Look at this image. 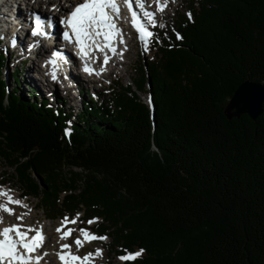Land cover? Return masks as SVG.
I'll use <instances>...</instances> for the list:
<instances>
[{"label": "trees", "instance_id": "1", "mask_svg": "<svg viewBox=\"0 0 264 264\" xmlns=\"http://www.w3.org/2000/svg\"><path fill=\"white\" fill-rule=\"evenodd\" d=\"M188 1L137 78L77 112L28 100L17 69L9 88L0 49V159L48 218L82 211L116 254L144 250L124 264H264V101L224 113L264 85V0Z\"/></svg>", "mask_w": 264, "mask_h": 264}, {"label": "rangeland", "instance_id": "2", "mask_svg": "<svg viewBox=\"0 0 264 264\" xmlns=\"http://www.w3.org/2000/svg\"><path fill=\"white\" fill-rule=\"evenodd\" d=\"M32 1L33 0H31L32 6L36 7V4H34ZM162 1H163L162 2L163 4L166 3V7H164V10L161 12L158 10L157 7L155 8V11H156L154 15L155 16L154 22H156L155 28L156 29L158 27H159L158 29L163 28V30L167 34H169L173 32L172 27L175 28L176 24L178 25L180 21V19L178 18V13L180 14L187 13L188 11L187 7L189 6V1L188 0H162ZM19 7H23V5L20 4ZM41 8H42L41 10H44L43 6H41ZM34 9L35 8H33L32 10ZM19 10H22V9H19ZM141 17H144L143 20L148 26L147 29L151 31L153 35L148 39L147 44H145L139 39V35L133 32L134 29L131 30L129 28L131 27V25L128 22L123 23L127 25L125 28L123 27L122 28L123 30L125 29V32L127 34L126 38L129 39L127 43L129 50L127 52L126 57L122 58L125 62L119 65L115 63L112 64V66H110V68L108 69V73L110 74L109 75L108 73L105 74L106 77L104 76V79L102 82H100L101 80L92 82L93 84L88 85V86L86 85V88H85L87 93H89V96L90 94H94L97 98H99L98 102H108L110 99V96L112 95V91L114 90V88L118 87L120 83L122 84L129 83L135 78H137L138 71L136 67H138V65L140 64L139 62H141L142 60H145V61L150 60V58L153 57L154 51H155V48H153V46L156 47L157 49V43L154 42V40L158 39L156 35L158 29L155 30V28L150 27V25H153V24L149 21V19L145 18L147 16H141ZM0 36H1V30H0ZM6 43L7 41L6 42L3 41L1 43L3 50H5ZM5 51H6L7 57L11 56L9 53V50L8 51L5 50ZM14 54L17 56V53H14ZM14 59L8 58L9 60L8 64L2 70L3 78L7 82L9 88H11L14 83L13 75L11 76V73L15 65L17 64V63H14V65L12 66L13 61H15ZM23 60H27L26 65L20 66L19 64H17L19 69H21V72L19 73H20V80H22V83L19 85V91L21 93H24L27 96L28 100H31L32 97L28 96V93L29 92L31 93V90L29 89L31 86H35L37 90H39L40 92L39 95L36 94L37 99L39 98L46 99L45 95H48L49 93L48 88L46 89L45 87H41L42 85H45V83L42 80L40 83V78L38 77V75H35L37 72V67H38L35 63H38V62L35 61L33 64L29 65L30 61L29 59H27L26 56L23 57ZM28 67H30L29 71L31 70L30 71V74H32L31 76L28 74L29 72L27 69ZM19 69L17 68L18 71H20ZM35 82H39L40 86L35 85L34 84ZM45 82H47V86L50 85L49 81L46 80ZM54 89H58L56 84H55ZM57 92H58L57 95L55 97H51V99L53 98L58 99L59 97H65V102H64L65 108L69 109L72 107V109H74L76 112L77 110L80 111V108H81L80 101L83 99L84 100L88 99L85 93H83V95H80V97H83V98L81 99L78 98L79 90H78V93L77 91L66 92L65 89H64L65 93L62 92V89L57 90ZM136 93L138 94V98L140 100L145 102L146 105L149 104V99L146 93V89L145 91H142V92L136 91ZM95 96H92V97H95ZM51 105L55 106V103L52 102ZM5 188L7 190H11L10 194L12 195L14 199L20 200L21 205H16V204L8 205L10 208L13 209L15 215H9L7 213L0 211V217L3 218L2 223L5 225H10V226L13 224L22 223L23 225L27 227H31L33 229H42L43 235L44 237H46L48 241L46 247L44 248V253H46V256H47L46 259H49L50 261L52 259L53 261L56 260V256H57L56 254L58 251L61 250L60 247L62 243L64 244L66 243L67 240H69L71 243L70 244L71 251L73 252V254H79L78 256L80 257H84L88 255L89 253L95 254L97 250L102 251V255H100V258L98 257L97 259L89 262L88 264H122L123 261L116 256L113 248L111 247L112 239L110 238V236L106 240L105 239L92 240L91 242L86 243V246L81 247L79 248V250H77V247L74 244V240L78 237L81 238L82 234L80 233L79 230L85 229L88 233L93 235L94 231L97 232L99 230V228L95 226V222L98 221L97 223H99L101 221V219H98V220L93 219V221L95 222L89 224L87 221L83 220L82 211H79V213H77L79 214V218L75 224L69 223L67 225V228L76 229V231H74L68 239H65L66 241L61 240L60 239L61 234L58 233L56 229L61 227V221L67 216L60 219L58 217H61L63 214L58 213V214H55L52 218H47L46 212L39 207L38 200L31 196L25 197V192L22 190L19 183L15 180L12 168H8L6 164L4 163V161L0 159V190H3ZM0 197L2 198V200H0V203H5L6 198L3 196H0ZM23 205H27V207H24ZM77 214H75L72 218L70 217H67V218H69V220H72L77 217ZM18 216H23V220L22 221L18 220L17 219ZM67 228L65 230H67Z\"/></svg>", "mask_w": 264, "mask_h": 264}, {"label": "snow or ice", "instance_id": "3", "mask_svg": "<svg viewBox=\"0 0 264 264\" xmlns=\"http://www.w3.org/2000/svg\"><path fill=\"white\" fill-rule=\"evenodd\" d=\"M128 10L131 12L132 25L136 28V31L139 33V39L147 44L148 39L153 35L138 19L135 11L132 10V4L128 0H124ZM159 4V0H157ZM166 7V3L159 5L158 10L163 11ZM55 9V5L53 6ZM149 17V21L154 25V17L150 13H145ZM189 19H191V13H188ZM120 6L117 3V0H84L83 3L75 6L72 11L64 18L61 19V23L70 31L66 30L63 32V39L75 43L79 48V53L82 57L91 58V52L93 51V46L95 50L103 55V64L107 65L110 57L105 52L107 48L108 51L113 54L116 53V48L113 46V40L116 37H119V43H124V37L122 31L117 27V21L120 19ZM51 18H49V24ZM34 28L32 35L34 36H45L44 32V22L41 20V17L38 14H34ZM178 39H181L177 35ZM123 55V53H119ZM63 59L62 55L59 52L53 54V59L50 63L53 66H56V60ZM105 69L102 68L101 71ZM84 71L89 74L92 73L93 69L85 63ZM52 78L55 80L56 74L53 71ZM65 135H71L69 129L65 130ZM11 190H0V196L6 198L5 203H0V211L7 213L9 215H15L12 208L9 204L21 205V201L14 199L10 194ZM27 207V205H23ZM79 218L77 217L69 220L65 217L61 221V227L57 228L56 231L60 233V239H68L76 229L67 228L69 223L75 224ZM18 220L22 221L23 216H18ZM3 222V218L0 217V223ZM95 221H88L89 224L94 223ZM67 228V230H65ZM84 240L82 241L79 237L74 240V244L79 248L83 247L84 242H91L96 239H107V237H97L88 233L85 229L79 230ZM35 233L34 235L29 236V233ZM0 264H29V261L32 259L31 254L34 253L38 248L42 247L44 242V235L42 229H33L21 224L11 225L0 230ZM67 251H64V250ZM144 250L141 249L134 254H127L119 257L122 261H134L143 255ZM46 255V253H45ZM58 258L61 260L62 264H88L92 254L89 253L84 257L77 256L72 253L71 245L62 244L61 252L57 253ZM95 255H102L101 250H97ZM37 259V264L39 257Z\"/></svg>", "mask_w": 264, "mask_h": 264}, {"label": "bare ground", "instance_id": "4", "mask_svg": "<svg viewBox=\"0 0 264 264\" xmlns=\"http://www.w3.org/2000/svg\"><path fill=\"white\" fill-rule=\"evenodd\" d=\"M11 1L16 3L17 6L13 7L11 5L10 1L2 0L4 5L9 6V10H7L6 13L0 18V30H1V36L0 37H1L2 41H4V42L7 41L5 48L10 49L9 50L10 55H11V52L17 53V56L15 58H18V61H23V57L26 56L27 59H29V61H30V63H29V65H30V64H33L35 62L36 59L33 56H34L35 53H37V54L39 53V51H40L39 48L41 47L42 44L38 48H36V50H34V51L32 50V48L30 47V43L27 41V38L29 37V34L27 36V33H25V30L20 26L21 25V19H20V11L21 10H19V9H22V8L19 7V6H20L21 3H17V0H11ZM83 2H84V0H63V1L62 0H40L41 5H46V8H51L52 7L51 10L44 9V10H41V12L42 13H46L47 15H52L51 17L53 18V20H56L54 15H59L61 12L66 10L67 7L71 8L73 5H78V4L83 3ZM128 2H130V1L128 0ZM162 2H163L162 0H159V4H158L157 0H135L136 5L132 6V10L136 12L139 21L146 28H148L145 25L146 23L143 20V17H141V16H147V15H145V13H150V14L153 15V17H155L154 16L155 12H156L155 8L156 7L158 8L159 5H163ZM35 3L36 2H34V4ZM117 3L120 6V17H121L117 22H120L119 24H121V23L123 24V23H126V22H128L130 24L129 17H128L129 15L127 13V8H125L126 4H125L124 0H117ZM54 5H55V9H53ZM25 6H27V8H29V9H31V11H34V10H32L33 6L31 4V0H27V3L25 2ZM55 28L56 29L59 28L58 24H56ZM11 41H12V44H11ZM113 45L115 46V44H113ZM77 48H78V46H75V51L78 52V54H80L79 53V48H78V50H77ZM126 55H127V53H126ZM66 62L68 64L69 63L72 64L73 60L69 61V59H68ZM84 62L87 63L91 67V62L90 61L89 62L88 61H84ZM68 66L69 65L65 66V68L68 67ZM27 69L29 71L30 67H28ZM62 70H64V65L62 67ZM30 71L28 72V74L31 76L32 74H30ZM38 71L39 70L37 69V72ZM107 73H108V70H107ZM109 74L110 73H108V75ZM38 77L40 78V83H41V80L42 81H46V79L43 80V78L41 76L38 75ZM35 83L40 86L39 82H35ZM49 84L53 85V88H55V83L49 81ZM67 84H68L69 87L64 88L66 92L77 91V93H78L77 83L74 80V78L73 79H69ZM88 85H91V84H87V86ZM42 86H47V82H46L45 85H42ZM78 87H79V85H78ZM3 190L7 191L6 188L3 189ZM0 200H2V198ZM13 225H15V224H13ZM9 226L10 225H5L3 223H0V230H2L5 227H9ZM34 234H35L34 232L33 233H29V236L34 235ZM0 238H2V237H0ZM80 239L83 241L84 237L81 236ZM47 242L48 241H47V239L45 237L43 247L38 248L34 253L31 254L32 259L29 261V264H35L34 262H37V259H36L37 257L40 258L39 261H41V257H44V256H45L44 258L47 257L45 255V253H44V247L47 245ZM86 243H89V242H84L83 243V247L86 246ZM64 244H70V241L67 240L66 243H64ZM60 249H61V247H60ZM64 251H67V250L65 249ZM59 252H61V250ZM75 255L78 256L79 254H75ZM98 257L100 258V256L92 254V257H91L89 262L97 259ZM50 259H52V258H50ZM51 261H53V259ZM41 262H43V261H41ZM60 264H62V262Z\"/></svg>", "mask_w": 264, "mask_h": 264}, {"label": "water", "instance_id": "5", "mask_svg": "<svg viewBox=\"0 0 264 264\" xmlns=\"http://www.w3.org/2000/svg\"><path fill=\"white\" fill-rule=\"evenodd\" d=\"M263 101L264 85L246 79L237 86L228 99L224 107L225 116L231 119L246 114L252 120H255L262 113Z\"/></svg>", "mask_w": 264, "mask_h": 264}]
</instances>
